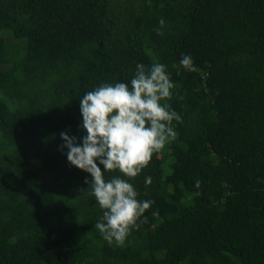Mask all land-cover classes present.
Wrapping results in <instances>:
<instances>
[{
    "label": "trees",
    "instance_id": "16d2710c",
    "mask_svg": "<svg viewBox=\"0 0 264 264\" xmlns=\"http://www.w3.org/2000/svg\"><path fill=\"white\" fill-rule=\"evenodd\" d=\"M138 62L181 120L137 176L104 173L153 201L109 245L60 133L81 143L80 96ZM0 264H264V0H0Z\"/></svg>",
    "mask_w": 264,
    "mask_h": 264
},
{
    "label": "clouds",
    "instance_id": "9594fccd",
    "mask_svg": "<svg viewBox=\"0 0 264 264\" xmlns=\"http://www.w3.org/2000/svg\"><path fill=\"white\" fill-rule=\"evenodd\" d=\"M164 23L161 18L159 25ZM179 65L191 71V56L182 55ZM174 87L166 65L157 62L146 67L138 62L129 81L101 83L80 96L81 127L86 131L81 143L67 132L60 133L67 160L91 175L90 181L85 178L90 195L102 210L95 228L109 245H122L153 203L138 199L135 186L123 177L137 176L152 154L175 138L173 120L180 121L181 116L161 102L171 98ZM110 170H118L123 177L106 180L104 173ZM151 182L146 175L145 185ZM199 183L195 181L197 187Z\"/></svg>",
    "mask_w": 264,
    "mask_h": 264
}]
</instances>
